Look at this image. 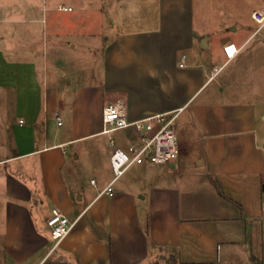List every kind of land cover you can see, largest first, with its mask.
Masks as SVG:
<instances>
[{
    "label": "crops",
    "instance_id": "1",
    "mask_svg": "<svg viewBox=\"0 0 264 264\" xmlns=\"http://www.w3.org/2000/svg\"><path fill=\"white\" fill-rule=\"evenodd\" d=\"M230 1L92 0L99 14L115 4L121 28L91 52L98 76L61 98L34 49L0 35V264H264V41L258 9L251 26ZM115 100L131 122L180 110V142L172 163L131 165L109 196L110 147L158 128L101 134ZM53 209L73 222L56 246Z\"/></svg>",
    "mask_w": 264,
    "mask_h": 264
},
{
    "label": "rangeland",
    "instance_id": "2",
    "mask_svg": "<svg viewBox=\"0 0 264 264\" xmlns=\"http://www.w3.org/2000/svg\"><path fill=\"white\" fill-rule=\"evenodd\" d=\"M61 5L69 6L73 11H61L59 9ZM99 5L93 4L92 0L90 4H82V0H0V35L11 33L21 44L34 49L39 71L41 75H45L47 85H50L52 78L56 80L60 98L62 87H65L67 94L71 96L77 87L92 83L98 76L97 57L91 52L102 48L106 38L116 31V24L121 28L119 24L121 17L115 16V4H103L106 8L102 14L94 9ZM234 6L236 14L241 15L245 23L253 26L249 18L250 11L252 9L264 11V0H237ZM254 24L257 27L255 22ZM255 38L264 41V25L258 29L253 41ZM61 73L64 75H60ZM175 120L173 127L179 144ZM260 124L262 129L260 135L264 140V122ZM113 136L114 133H111L110 137ZM110 148L114 149L112 146ZM2 189L0 176V193ZM262 220L264 222V219ZM1 236L3 235L0 234V241ZM262 241L264 242V231ZM152 261L158 260L154 257ZM159 262L172 264L173 260L169 258Z\"/></svg>",
    "mask_w": 264,
    "mask_h": 264
},
{
    "label": "built area",
    "instance_id": "3",
    "mask_svg": "<svg viewBox=\"0 0 264 264\" xmlns=\"http://www.w3.org/2000/svg\"><path fill=\"white\" fill-rule=\"evenodd\" d=\"M59 9L64 12L72 10L71 7L64 5H61ZM251 18L257 24V29H260L264 25V11L253 10L251 12ZM237 52L238 48L233 42L223 45L222 55L224 62L222 65L213 68L212 75L217 74ZM184 59L185 56L182 55L181 66L183 65ZM178 111L180 110L153 114L131 122L127 119V107L124 101L115 100L104 105L102 108L101 134L110 135L114 131L125 129L130 126L134 127L137 131H153V122L158 124V128L150 135L142 136V144L139 147H129L126 151L119 148L112 149L109 156V166L112 178L104 187L102 193L111 196L113 194V182L133 164H140L143 161H147L153 165L169 164L177 158L178 146L176 143L173 123L179 113ZM57 124L61 125L58 116ZM109 139L111 145H113L112 139ZM261 147L264 151V143ZM92 183H94L93 180ZM46 224L50 230V237L53 240V245L56 246L68 234L73 222L59 210L53 209L51 216L46 220Z\"/></svg>",
    "mask_w": 264,
    "mask_h": 264
}]
</instances>
